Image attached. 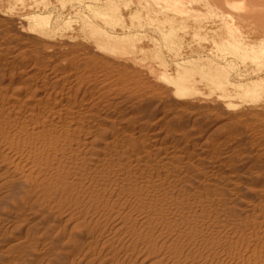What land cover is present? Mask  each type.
<instances>
[{"label":"bare ground","instance_id":"6f19581e","mask_svg":"<svg viewBox=\"0 0 264 264\" xmlns=\"http://www.w3.org/2000/svg\"><path fill=\"white\" fill-rule=\"evenodd\" d=\"M29 1L15 2L13 16L20 15L9 21L16 35L63 51L59 31L69 30L70 20L53 27L37 13L50 1ZM114 2L101 0L103 10L88 4L97 26L84 15L82 31L68 38L90 42L93 68L109 62L149 76L160 88L150 96L128 87L125 100L110 99L82 93L83 86L60 96L39 78L43 55L20 37L1 40L0 264H264V102L246 104L264 97V60L246 63L256 51L244 53V33H235L236 21L258 20L262 26L250 31L264 43V21L227 15L216 29L210 14L208 21L196 15L194 26L185 0H139L129 24ZM204 30L222 47L221 62L198 48L172 55L185 36L204 41ZM155 35L182 59L163 61ZM11 46L20 50L9 54ZM242 57L247 74L233 79L230 68ZM249 134L250 149L242 151Z\"/></svg>","mask_w":264,"mask_h":264},{"label":"rangeland","instance_id":"374dc122","mask_svg":"<svg viewBox=\"0 0 264 264\" xmlns=\"http://www.w3.org/2000/svg\"><path fill=\"white\" fill-rule=\"evenodd\" d=\"M25 1H29V0H25ZM41 2L42 1H44V0H40ZM45 1H46V3H48L49 1H50V7H49V5L47 6V7H45V6H43L44 5V3H45ZM44 2H42L43 4H42V6L43 7H45V8H41L40 6H39V8L37 9V8H33V11H31V12H37V13H42V14H44L45 16H50L49 18H50V20H51V18H52V20H51V23L53 24L52 26L54 27V24H55V21H56V24H57V22H58V27H60V26H62L63 24V22H64V24L67 22V23H69L70 22V24L72 23V27H71V25H70V28H69V30L68 29H64V30H60L59 32H60V34H61V32L63 33V35H65V40L64 41H62V46L64 47V49L62 48V50L63 51H61V49H57L58 51L56 52V50H54L53 48H48L47 46L49 45V43L48 42H46V41H44V39H37V38H31V37H24V39L19 35V36H17L18 34L16 33V27H15V25H13L9 20H10V18H19V15L20 14H15L16 15V17L15 16H13V13L15 12L14 11V9H15V2H16V0H0V43H2L1 42V40H3L2 38H5V36H4V34H6V35H8V36H10V35H12V36H16L17 37V39H22V41L21 42H23V40H24V45L27 43L29 46H31V48H32V50L33 51H37L36 52V54H38L39 56L41 55V57H42V55H43V57H42V60L39 62V61H37V63H39V65L41 66V68H42V73H43V75L42 76H40L39 78H40V80L41 81H46L47 83L45 84L46 86L48 85V87H52V86H54L55 87V89L52 87L50 90L51 91H53V90H55V91H57V92H59L58 94L60 95V96H62V95H64V93L68 90V88H70L71 90H73L74 92L78 89L79 90V88H80V86L82 87L83 86V88H80L81 89V92L82 93H85L86 92V94H88V95H97L98 93H108V95H109V97H110V99H112L113 98V96L115 95V99H116V96L118 95V97L117 98H120V94H124V95H121V96H123V97H121L120 99H122V100H125L126 99V97L128 96L127 94V90L129 91V88L128 87H130V89H132V90H136V91H138L137 89H138V87H140L139 89H141V90H139L140 92L142 91V89H143V91H142V93L140 94V97L142 96V97H144L145 95L146 96H150L151 94H152V92H154V91H159L160 90V88H158L159 86L157 85V83L156 82H154V80H152L149 76H147V75H145V74H140V72L137 70V71H135V70H131L130 72H127V73H125V71L123 70V68L121 69V67H119L117 64L114 66L113 64H111V63H109V62H107V64H106V62L104 63V64H102L101 66H100V68H99V66H96V67H94L93 68V66H95V64H94V62H92L91 60V57L93 58V57H95L97 54H95V53H92V49L90 48V46L88 45V43H90L89 41H87V40H83V37H82V39L80 38V37H78V39H77V41L75 40V39H72V41H76V42H72L71 40H69V36L70 37H75L76 35H78L79 34V32L80 31H82V29L80 30V28L82 27V23H83V17H85V20H87V21H90V24H92V25H96L97 23L94 21V19L92 18V16H91V14H90V12L86 9V7H88L89 5L91 6L92 4H93V7H95V6H98V9H105V6H102L103 4L101 3L100 4V2H101V0H92V2L91 1H89V0H45ZM59 1V2H58ZM84 1V2H83ZM86 1H88V2H86ZM96 1V2H95ZM98 1V2H97ZM115 2V4H119V5H117L118 6V8H119V10H120V15L122 16V18H123V22H127V23H131V17L134 15V14H137V12H140V7L141 6H139L140 4H139V0H114ZM123 1V2H122ZM130 1V2H129ZM186 1V3L188 4H191V6L188 4V6H190V7H188L187 9H189V12H190V20H191V22H190V20H189V22L191 23L190 25H193V23L195 24V22L196 21H194L195 19V17H196V15H197V18H198V16H200L201 17V15L204 17V20H207V18L209 17V15L210 14H213V15H211L209 18H208V20H210L211 18V20L210 21H212V22H210V23H213V26H212V24H210L209 25V27L210 28H216L217 29V27L219 26V27H222L227 21H230L229 19H227V18H229V16L231 15V16H234L235 18L236 17H239V16H246V15H251V16H258L259 18L258 19H262L263 21H264V10H262V9H264V0H185ZM30 2V1H29ZM136 2H138V6L136 5ZM191 2V3H190ZM224 2V3H223ZM226 2H231V4H233V7L234 8H236L235 10H234V8H233V10H231L232 8H229V7H224V6H226ZM45 3V4H46ZM58 3V4H57ZM73 3V4H72ZM83 3V4H82ZM96 3V4H95ZM98 3L100 4V5H98ZM127 3V4H126ZM131 3V4H130ZM133 3H134V6H135V8H134V6H133ZM221 3V4H220ZM72 4V5H71ZM80 4V5H79ZM89 4V5H88ZM127 6V7H125V5ZM130 4V5H129ZM64 5V6H63ZM85 7H84V6ZM4 6V7H3ZM61 6H63V7H61ZM130 6V8H132V9H128V7ZM132 6V7H131ZM73 7L75 8V10H73ZM121 7V8H120ZM217 7H219V8H217ZM243 7V8H242ZM71 8V9H70ZM207 8V9H206ZM209 8V9H208ZM37 9V11H35ZM206 9V10H205ZM219 9V11H217ZM223 9V10H222ZM226 9V10H225ZM228 9V10H227ZM246 9V10H245ZM11 12H10V11ZM32 10V9H31ZM211 10H213V13H212V11ZM220 10H222V11H220ZM239 10V11H238ZM14 11V12H13ZM72 11H75V12H72ZM76 11H77V13H76ZM80 11V12H79ZM227 11V12H226ZM234 11V12H233ZM238 11V12H237ZM260 11V12H259ZM48 12V13H47ZM192 12V13H191ZM242 12H243V14H242ZM4 13V14H3ZM73 13V14H72ZM80 13V14H79ZM89 13V14H88ZM205 13V14H204ZM215 13V14H214ZM223 13H225V14H223ZM233 13V14H232ZM248 13V14H247ZM259 13V14H258ZM6 14V15H5ZM11 14H12V16H11ZM63 14V15H62ZM131 14V15H130ZM207 14H208V16H207ZM218 14H219V16H218ZM223 14V15H222ZM263 16H262V15ZM74 15V16H73ZM85 15V16H84ZM143 15V14H142ZM194 17H193V16ZM227 15H229V16H227ZM82 16V17H81ZM89 16V17H88ZM82 19H80V18ZM143 17V16H142ZM203 17H202V19H203ZM220 17H222V18H220ZM224 17H226L225 18V20H222V19H224ZM193 18V19H192ZM54 19V20H53ZM78 19V20H77ZM89 19H91L92 20V22H94V24L91 22V20H89ZM198 19H200V18H198ZM197 19V20H198ZM217 19V20H216ZM70 20V21H69ZM207 20V21H208ZM215 20V21H214ZM220 20V21H219ZM227 20V21H226ZM257 20V19H256ZM8 21V22H7ZM69 21V22H68ZM75 21V22H74ZM200 21V20H199ZM199 21H197L198 23H199ZM221 21H223L224 22V24H223V22H222V24H220L221 23ZM226 21V22H225ZM262 21V22H263ZM77 25V23H78V25L76 26L74 23ZM77 22V23H76ZM196 22V24L197 25H199L198 23ZM96 23V24H95ZM236 24H235V29H236V31H235V33H240V35L242 34V33H244V34H242V36H243V40H242V43H241V45L240 46H243V48L245 49V51H244V49H241V47H240V50H243L244 51V53L245 52H247V50H255L256 51V53H255V55L257 56V57H255L254 58V60H253V57L255 56H251V58H252V60H251V58H249V59H245L247 62L246 63H250V62H252V64H253V62L256 60V62L258 63H260L262 60H264V43H260V41L258 40V34L257 33H253V32H251L250 30H252V26H253V24H251V23H249L250 25L248 26L247 24V22L246 21H243V22H241V21H236L235 22ZM245 23V24H244ZM259 23H260V21H259ZM258 23V20H257V24L258 25H260ZM16 25H17V23H15ZM196 24L194 25V26H196ZM257 24H255L254 26H255V28H256V26L257 27H261L262 25H260V26H258ZM80 26V27H79ZM97 26V25H96ZM253 26V27H254ZM120 27H121V25H120ZM239 27V28H238ZM264 27V26H263ZM75 28H77L78 30H76ZM115 28H117L118 30L120 29L119 28V25L117 26V24H114V29ZM238 28V29H237ZM246 28V29H245ZM234 29V30H235ZM71 30V31H70ZM80 30V31H79ZM234 30H232L231 32H233ZM250 32H249V31ZM7 33H6V32ZM243 31V32H242ZM12 34H11V33ZM58 32V33H59ZM66 32V33H65ZM206 32V33H205ZM247 32H249L248 34H245V33H247ZM119 34H120V32H118ZM182 34V36H183V32L181 31V32H179V34ZM234 33V32H233ZM232 33V34H233ZM252 33V34H251ZM3 34V35H2ZM17 34V35H16ZM69 34V35H68ZM83 34V33H82ZM141 34H144V33H141ZM180 34V35H181ZM202 34L205 36V39H204V41L203 40H199V39H196V40H194V39H192L191 40V38H189L188 36H185L184 37V41H183V44H182V47H181V49H180V47L178 46V47H175L176 49H174L173 50V48H171V50L169 49V50H166L167 48H164L165 47V44L163 43L164 41H162L163 39H162V37L160 36V37H158L157 35H155V36H153V37H158L157 39L156 38H154L156 41L158 40V42H155L156 43V47H154V44H153V42H152V47H154V48H157L158 50H162L163 51V53H164V57H163V61H166L167 63H172V62H174V61H180L182 58H185L183 55L184 54H186L185 56L187 57V55H189V54H193V53H191L192 51H194V50H196V48H198L200 51H207V54L210 56V57H212V55H214L213 57H212V59H214V60H216V61H218V62H221V60H220V57H221V59H222V57H223V54H221L222 52H223V50H222V47H221V49L220 50H222V52L219 50V48L218 47H216L215 46V44H213V35H211V34H209V32L208 31H206V30H204V32L202 31ZM235 35V34H234ZM253 35V36H252ZM233 36V35H232ZM245 36V37H244ZM20 37V38H19ZM66 37H67V41H66ZM255 38H256V40H255ZM20 39V40H21ZM34 39V40H33ZM188 39V43H187V41L186 40ZM207 39H208V41H207ZM29 40V41H28ZM41 40V41H40ZM189 40H191V41H189ZM25 41H27V42H25ZM69 41H71V43L69 42ZM197 41V42H196ZM201 43H200V42ZM29 42V43H28ZM68 42V43H67ZM145 42H147V41H145ZM186 42V43H185ZM192 42H193V44H192ZM259 42V43H258ZM47 43V44H46ZM66 43V44H65ZM158 43V44H157ZM185 43V44H184ZM191 43V44H190ZM198 43V44H197ZM256 43V44H255ZM69 45V47H68V45ZM83 44V45H82ZM144 44H148V43H144ZM227 43H225L224 44V46L226 45ZM47 45V46H46ZM77 45H78V47H77ZM79 45H80V47H79ZM200 45V46H199ZM205 45V46H204ZM212 45V46H211ZM253 45V46H252ZM34 46V47H33ZM36 46V47H35ZM38 46V47H37ZM43 46H46V49L45 48H43ZM73 48H72V47ZM84 46H88L87 48L86 47H84ZM158 46V47H157ZM183 46H184V48L186 49H184L183 48ZM229 46L231 47L232 46V43H231V45H230V43H228L225 47H223V49L224 48H229ZM255 46V47H254ZM41 47H42V49H41ZM50 47V46H49ZM206 48V49H208V50H201L202 48ZM216 47V48H215ZM254 47V48H253ZM49 49V51H48V49ZM73 50H72V49ZM76 48V49H75ZM160 48H162V49H160ZM192 48V49H191ZM194 48V49H193ZM201 48V49H200ZM204 48V49H205ZM213 48H215V49H217V50H215V49H213ZM249 48V49H248ZM54 51H53V50ZM91 49V50H90ZM156 49V50H157ZM230 49V48H229ZM258 49H261V50H259V51H261L262 53H263V56H261V52H259L258 51ZM263 49V50H262ZM14 50V51H13ZM20 50V47L19 46H13V48H12V46H11V48L9 49V54L10 53H16V52H18ZM81 50H83V52L81 51ZM166 50V51H165ZM173 50V53L174 52H176L177 53V55H175L176 53H174V54H172V52H170V51H172ZM178 50H180V51H178ZM183 50H185V52H187V53H185ZM191 50V51H190ZM210 50L213 52V53H211L210 52ZM76 51V52H75ZM78 51V52H77ZM174 56H178L179 54H181V56H182V58L180 59L179 57H173L172 55H169L170 53ZM183 53H182V52ZM216 53H218V54H216ZM218 51H220V53L218 52ZM242 51V52H243ZM258 51V52H257ZM39 52L40 53H42V54H39ZM89 52V53H88ZM168 52V54L166 55V53ZM179 52H181V53H179ZM209 52H210V54H209ZM86 53H87V55H86ZM179 53V54H178ZM224 53V52H223ZM80 56H79V55ZM84 56H83V55ZM183 54V55H182ZM212 54V55H211ZM257 54H259V56H261V57H258V55ZM82 55V56H81ZM217 55H219V56H217ZM222 55V56H221ZM45 56V57H44ZM77 56V57H76ZM79 56V57H78ZM169 56H171V57H173V59H175L174 61H172V60H169ZM180 56V55H179ZM180 56V57H181ZM190 56V55H189ZM217 56V57H216ZM30 57V60H31V58H32V56H29ZM72 57V58H71ZM100 57V56H99ZM215 57V58H214ZM43 58H45V59H43ZM178 58V59H177ZM245 58V57H244ZM261 60H260V59ZM172 59V58H171ZM259 59V60H258ZM34 60H37L36 58L34 59V57L32 58V62L31 63H34L35 61ZM90 60V61H89ZM238 60H241L240 62H238ZM244 59H243V57H242V59H237L236 61H235V63L231 66L232 67V69L230 68V75H231V77L233 78V79H237V78H239V76H244L245 74H247L246 72H245V70L243 69L244 68V66H243V63H244V61H245ZM249 60H250V62H249ZM258 60V61H257ZM86 62V63H85ZM256 62H254V64H256ZM36 63V62H35ZM92 63V64H91ZM2 64V61H1V63H0V65ZM87 64H89V66L87 65ZM91 64V65H90ZM239 64V65H238ZM87 65V66H86ZM111 65H113V66H111ZM236 65V66H235ZM70 66H72V67H70ZM75 66V67H74ZM78 66V67H77ZM81 66V67H80ZM90 66H91V68H90ZM103 66V67H102ZM117 66V67H116ZM55 67H56V69H55ZM86 67H88V68H90L89 69V71H88V68H86ZM102 67V68H101ZM112 68H113V70H112ZM235 68V69H234ZM92 69V70H91ZM93 69H94V71H93ZM96 69V70H95ZM110 69V70H109ZM49 70V71H48ZM78 70V71H77ZM121 70V71H120ZM77 71V72H76ZM91 71V72H90ZM98 71V72H97ZM104 71V72H103ZM108 71V72H107ZM70 72H72L73 74L71 75L70 74ZM90 72V73H89ZM242 72V73H241ZM50 73V74H49ZM94 73V74H93ZM102 73H103V75H102ZM110 73V74H109ZM115 73V74H114ZM117 73H118V75H117ZM120 73V74H119ZM132 73H134V74H132ZM238 73V74H237ZM127 74V75H126ZM240 74V75H239ZM242 74V75H241ZM90 75V76H89ZM94 75V76H93ZM105 75V76H104ZM112 75V76H111ZM117 75V76H116ZM132 77H131V76ZM239 75V76H238ZM77 76V77H76ZM87 76V77H86ZM106 76H107V78H106ZM126 76V77H125ZM238 76V77H237ZM54 77V78H53ZM69 77V78H68ZM83 77V78H82ZM97 77V78H96ZM115 77V78H114ZM121 77V78H120ZM149 77V78H148ZM264 78V76L262 75L261 76V78ZM86 78V79H85ZM90 78V79H89ZM124 78V79H123ZM51 79V80H50ZM57 79V80H56ZM60 79V80H59ZM73 79V80H72ZM114 79H115V81H114ZM118 79V80H117ZM122 79V80H121ZM55 80H56V82L58 83H56L55 82ZM59 80V81H58ZM62 80V81H61ZM53 81V82H52ZM64 81V82H63ZM78 81V82H77ZM104 81V82H103ZM262 81L263 82H261L262 84H264V79H262ZM53 83H56V84H53ZM60 83V84H59ZM78 83V84H77ZM112 83H113V85H112ZM117 83V84H116ZM124 83V84H123ZM130 83V84H129ZM147 83V84H146ZM65 84V85H64ZM77 84V85H76ZM136 84H137V86H136ZM143 84H144V86H143ZM50 85V86H49ZM58 85V86H57ZM128 85V86H127ZM142 85V86H141ZM110 86V87H109ZM121 86V87H120ZM132 86H134V88L132 87ZM57 87V88H56ZM108 87H109V89H108ZM143 87V88H142ZM146 87V89H148V90H146V89H144ZM88 88V89H87ZM107 88V89H106ZM113 88V89H112ZM126 90V92L125 91H123L124 89ZM128 88V89H127ZM115 89V90H114ZM118 89V90H117ZM123 89V90H122ZM64 90V91H63ZM113 90H114V93H112L113 92ZM144 90H146L145 92H144ZM108 91V92H107ZM116 91H118V92H116ZM123 93H122V92ZM125 92V93H124ZM111 93V94H110ZM118 93V94H117ZM150 93V94H149ZM62 94V95H61ZM111 96H112V98H111ZM125 97V98H124ZM139 97V96H138ZM249 101L251 100V103L249 102V101H247L246 100V104L248 105H250L249 107H255L256 106V104H257V106L260 104V103H262V102H264L263 100H264V97H261L260 96V99L258 98V99H255L254 101L255 102H253L252 101V99H248ZM136 101L137 100H134V102L136 103ZM236 101V100H235ZM260 101V102H259ZM262 101V102H261ZM78 103L79 102V100H74L73 102H72V104H76V103ZM237 103L238 102H240L241 103V100L239 101H236ZM258 102V103H257ZM252 104V105H251ZM252 122H250V121H248L246 124H247V129L249 128V131H251V129L253 130V128H252V126H250V125H252L251 124ZM249 124V125H248ZM251 135L249 134L248 135V137L246 138V139H244V142H243V145H241L240 146V149H243L242 151H244V149L245 148H249V143H251ZM246 145V146H245ZM250 149V148H249ZM241 151V152H242ZM242 154V153H241ZM239 155L241 158L242 157H244V153L242 154V155ZM259 175H260V173H259Z\"/></svg>","mask_w":264,"mask_h":264}]
</instances>
